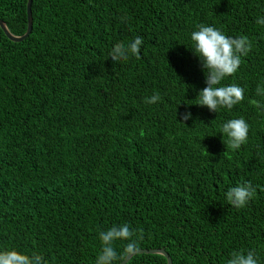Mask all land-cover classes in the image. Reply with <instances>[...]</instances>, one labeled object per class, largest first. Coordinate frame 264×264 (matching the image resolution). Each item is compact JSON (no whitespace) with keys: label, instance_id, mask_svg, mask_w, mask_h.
Here are the masks:
<instances>
[{"label":"trees","instance_id":"trees-1","mask_svg":"<svg viewBox=\"0 0 264 264\" xmlns=\"http://www.w3.org/2000/svg\"><path fill=\"white\" fill-rule=\"evenodd\" d=\"M31 17L22 42L0 29V250L95 264L99 232L128 224L139 249L172 264H227L233 251L264 264V108L249 103L264 102V0H32ZM0 20L24 35L27 0H0ZM200 24L252 44L222 82L245 90L232 110L196 105ZM136 36L140 58L113 63ZM241 117L248 140L232 150L220 128ZM249 181L255 198L231 206L228 189Z\"/></svg>","mask_w":264,"mask_h":264},{"label":"clouds","instance_id":"clouds-1","mask_svg":"<svg viewBox=\"0 0 264 264\" xmlns=\"http://www.w3.org/2000/svg\"><path fill=\"white\" fill-rule=\"evenodd\" d=\"M256 23L264 25V17H259ZM197 27L198 30L191 33L190 39L193 42L192 51L202 62L206 87L198 92L196 105L207 107L216 113L221 109L232 110L234 106L245 100V90L239 85H223L222 82L237 73L242 57L248 55L252 44L246 36L229 37L214 26L200 24ZM142 44L141 36H136L128 44L117 43L110 51L109 57L113 63L126 62L130 56L139 59ZM256 94L264 97V87L258 85ZM160 100L159 93H156L150 98H145V103L155 104ZM249 103L258 109L264 108V102L260 100L251 99ZM191 116V112H186L183 120L187 121ZM249 127L243 117L224 122L220 133H222V138L227 137L224 142L227 147L238 150L247 143ZM256 191L249 181L229 188L225 195L231 206L240 209L246 207L255 198ZM135 236V231L130 229L128 224L113 225L108 230L99 232L101 250L95 264H122L126 258L137 254L139 245L138 240L134 239ZM117 241L125 242L122 244V252L117 251ZM0 264H48V261L40 253L33 252L28 255L16 249H6L0 250ZM227 264H258V259L254 251L247 253L233 251Z\"/></svg>","mask_w":264,"mask_h":264},{"label":"water","instance_id":"water-1","mask_svg":"<svg viewBox=\"0 0 264 264\" xmlns=\"http://www.w3.org/2000/svg\"><path fill=\"white\" fill-rule=\"evenodd\" d=\"M31 5H32V0H27V29L24 35L22 36H13L7 29L6 25L4 24L3 21L0 20V29L3 32V34L11 41L14 43H19L24 40H26L32 30V17H31ZM137 254H150V255H161L166 259V264H172V261L170 257L167 255V253L163 249H155V250H142L139 249ZM135 254V255H137ZM133 255V256H135ZM131 256L130 258H126L125 261L122 262V264H127L130 259L133 257Z\"/></svg>","mask_w":264,"mask_h":264}]
</instances>
